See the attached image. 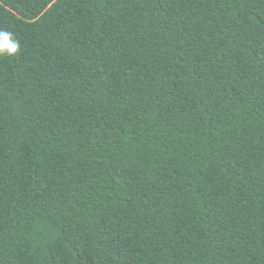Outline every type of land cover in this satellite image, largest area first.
Listing matches in <instances>:
<instances>
[{
	"label": "trees",
	"instance_id": "16d2710c",
	"mask_svg": "<svg viewBox=\"0 0 264 264\" xmlns=\"http://www.w3.org/2000/svg\"><path fill=\"white\" fill-rule=\"evenodd\" d=\"M0 264H264V0H0Z\"/></svg>",
	"mask_w": 264,
	"mask_h": 264
},
{
	"label": "clouds",
	"instance_id": "9594fccd",
	"mask_svg": "<svg viewBox=\"0 0 264 264\" xmlns=\"http://www.w3.org/2000/svg\"><path fill=\"white\" fill-rule=\"evenodd\" d=\"M21 44L14 32L0 28V58L14 59L20 54Z\"/></svg>",
	"mask_w": 264,
	"mask_h": 264
}]
</instances>
